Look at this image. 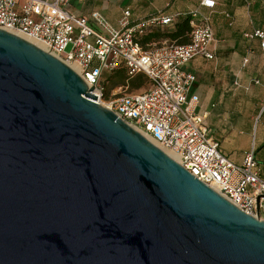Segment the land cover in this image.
I'll return each mask as SVG.
<instances>
[{
    "label": "water",
    "instance_id": "obj_1",
    "mask_svg": "<svg viewBox=\"0 0 264 264\" xmlns=\"http://www.w3.org/2000/svg\"><path fill=\"white\" fill-rule=\"evenodd\" d=\"M0 30V264H264V221Z\"/></svg>",
    "mask_w": 264,
    "mask_h": 264
},
{
    "label": "built area",
    "instance_id": "obj_2",
    "mask_svg": "<svg viewBox=\"0 0 264 264\" xmlns=\"http://www.w3.org/2000/svg\"><path fill=\"white\" fill-rule=\"evenodd\" d=\"M72 2L0 0V30L24 35L66 66L76 67L86 85L96 89L101 107L170 153L191 176L237 209L264 221V179L254 151L246 153L240 165L221 153L205 117L197 111L198 97L192 94L196 77L184 69L195 58H214L209 49L213 40L209 16L199 9L167 14V4L162 11L135 21L129 11H123L114 28L98 14L92 20L77 16L70 11ZM214 7L212 0L200 2V8ZM184 17L190 18L189 44L161 48L140 44L146 34ZM246 37L258 38L264 55V33ZM121 66L129 77L143 74L148 87L104 100V76Z\"/></svg>",
    "mask_w": 264,
    "mask_h": 264
},
{
    "label": "crops",
    "instance_id": "obj_3",
    "mask_svg": "<svg viewBox=\"0 0 264 264\" xmlns=\"http://www.w3.org/2000/svg\"><path fill=\"white\" fill-rule=\"evenodd\" d=\"M201 1L129 0L117 20L123 11H129L133 21L145 19L162 11L167 4H170L167 14L199 9L209 16L213 32L209 49L214 58L211 61L195 58L184 67L196 77L192 94L198 97L197 111L205 117L209 135L218 142L221 153L232 163L240 165L245 154L254 151L264 179V55L260 52V40L246 37L257 31L264 33V2L212 0L215 7L210 10L200 8ZM109 3L98 7L101 12L70 11L89 20L98 14L116 28L117 21L114 25L106 13Z\"/></svg>",
    "mask_w": 264,
    "mask_h": 264
},
{
    "label": "trees",
    "instance_id": "obj_4",
    "mask_svg": "<svg viewBox=\"0 0 264 264\" xmlns=\"http://www.w3.org/2000/svg\"><path fill=\"white\" fill-rule=\"evenodd\" d=\"M169 30H155L146 34L139 42L142 46L147 47L152 43L167 41L174 45L189 44V34L191 32L190 18L184 17L174 22ZM105 93L104 100L109 99V93L116 87H126L129 92H135L148 85V81L143 74H137L129 77L125 67L121 66L104 76Z\"/></svg>",
    "mask_w": 264,
    "mask_h": 264
},
{
    "label": "rangeland",
    "instance_id": "obj_5",
    "mask_svg": "<svg viewBox=\"0 0 264 264\" xmlns=\"http://www.w3.org/2000/svg\"><path fill=\"white\" fill-rule=\"evenodd\" d=\"M108 1H110L111 3L108 4L106 8V13H107V16L109 17L108 19L111 20L113 24L115 25L117 21L118 13L121 11L122 8L129 5L130 3L129 0H117V1L115 0H73L72 6L70 9L73 12H76V10L80 9L79 10L80 14H89L91 11L101 12L100 11L101 8H98V7L105 5L103 3H107ZM167 30L169 29L168 28L162 29L163 32ZM171 45H174V44L161 40L160 42L154 43L153 48L168 47ZM147 87L148 85L135 92H129L126 87H116L110 91L109 98H113L114 96H122L124 94H129V93L142 92Z\"/></svg>",
    "mask_w": 264,
    "mask_h": 264
},
{
    "label": "bare ground",
    "instance_id": "obj_6",
    "mask_svg": "<svg viewBox=\"0 0 264 264\" xmlns=\"http://www.w3.org/2000/svg\"><path fill=\"white\" fill-rule=\"evenodd\" d=\"M12 34H14V35H16V36H18V37H20V38L26 40L27 42H29V43L35 45V46L38 47L39 49H41V50H43V51L46 52L45 48H44L42 45H40L38 42H36V41H34V40H32V39H30V38L24 36V35H21V34H19V33H12ZM69 68L72 69L76 74L79 75V71H78V69H77L76 67L70 66ZM144 138H145L146 140H148L151 144H153L155 147H157L159 150H161V149H160L155 143H153V141H151L150 139H148V138H146V137H144ZM161 151H162L166 156H168L170 159H172L173 161H175V158H174L170 153L165 152V151H163V150H161Z\"/></svg>",
    "mask_w": 264,
    "mask_h": 264
}]
</instances>
